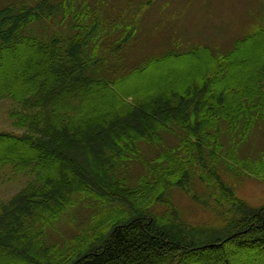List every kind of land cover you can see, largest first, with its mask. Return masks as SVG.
<instances>
[{
	"label": "trees",
	"instance_id": "trees-1",
	"mask_svg": "<svg viewBox=\"0 0 264 264\" xmlns=\"http://www.w3.org/2000/svg\"><path fill=\"white\" fill-rule=\"evenodd\" d=\"M50 1L0 8V103L15 105L7 112L14 130L0 133V172L29 178L0 200V264H264V208L247 206L215 173L226 137L229 171L264 182V151L253 161L238 157L253 130L264 128V27L224 53L195 46L114 77L104 69L96 20L66 40L25 34L46 11L72 13L71 5ZM76 15L79 24L90 18ZM134 31L125 28L121 45ZM188 59L198 60V71L183 78L176 65ZM163 65L171 69L159 72L165 78L159 88L124 89L129 79ZM173 127L183 133L177 149L154 160L167 166L142 163L152 180L142 176L132 186L119 176L126 163L141 160L140 142L161 144ZM205 152L225 204L217 212L220 227L187 224L166 199L169 189L190 196L191 177L211 182L203 172ZM76 195L114 207L95 215L65 249L46 245L44 228Z\"/></svg>",
	"mask_w": 264,
	"mask_h": 264
},
{
	"label": "rangeland",
	"instance_id": "rangeland-1",
	"mask_svg": "<svg viewBox=\"0 0 264 264\" xmlns=\"http://www.w3.org/2000/svg\"><path fill=\"white\" fill-rule=\"evenodd\" d=\"M42 1L0 0V8L6 5L34 8ZM60 4L66 7L68 4L71 5L72 13L66 18H63L61 13L59 15L54 13L48 17L49 13L46 11L45 16L40 17L41 20L24 29L25 34L47 41L54 36L66 40L86 32V28L91 27L93 20H96L99 24L96 42L105 55L104 69L114 77L123 73L126 68L129 70L142 68L152 59L170 52L175 54L184 52L195 46H208L214 52L224 53L232 48L237 39L264 27V0H51L49 3L51 7ZM83 13L88 14L90 18L79 24L75 16ZM126 27H133L135 31L132 39L127 44L121 45V37ZM197 62L198 60L195 59L178 62L176 69L182 72L183 78L194 77L198 71ZM169 69H171L169 65H163L161 69L151 67L144 76L129 79L124 89L145 94L159 88L165 80L163 77L159 78V72L168 73L165 71ZM9 73L15 76L18 70L13 67ZM158 80L159 82H156ZM14 107L15 105L10 101L0 103V133L14 130L7 116V112ZM182 135L180 129L173 127V133L162 135L161 144L151 145L144 141L140 142L138 147L141 160L126 163L125 169L118 173L119 176L129 181L132 186L142 176L152 180L149 170L145 169L142 163L145 162L152 168L166 167L164 161L154 163V160L162 154L169 153L170 150L177 149ZM229 144L228 138L224 137L223 150L218 153L216 168L213 167L215 173L247 206L257 210L264 208V182L246 175H236L235 170L229 171L227 165L232 164L227 158L230 156H226ZM263 151L264 128L260 127L254 129L241 146L238 157H249L253 161V157H257ZM203 159L206 167L203 172L208 175V167L213 166V162L206 152ZM208 176L211 182L202 181L199 176L191 177L188 185L190 196L178 189L168 191L166 199L187 224L217 227L223 224L222 217L219 218L217 212H222L221 205L225 204L214 187L215 176ZM28 179L23 175H10L9 171L2 170L0 200L9 199L24 187ZM73 201L72 207L63 212L58 220L44 228L46 245H55L59 250L65 249L73 243L75 236L81 235L90 228L91 219L95 215L113 206L112 204L101 206L80 195L74 196ZM155 207L159 212L164 210L161 206ZM189 261L193 264L196 262L192 259Z\"/></svg>",
	"mask_w": 264,
	"mask_h": 264
}]
</instances>
